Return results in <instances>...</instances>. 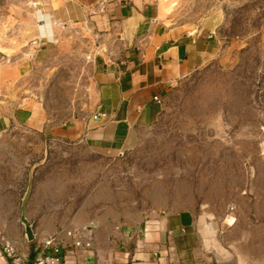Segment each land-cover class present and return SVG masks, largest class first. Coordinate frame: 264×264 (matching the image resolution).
<instances>
[{"label": "rangeland", "instance_id": "obj_1", "mask_svg": "<svg viewBox=\"0 0 264 264\" xmlns=\"http://www.w3.org/2000/svg\"><path fill=\"white\" fill-rule=\"evenodd\" d=\"M156 1L171 25L211 34L212 57L174 85L157 120L122 156L21 128L1 134L0 185L17 178L22 198L37 165L32 189L44 167L62 182L64 206L73 210L101 193L115 201L104 207L165 206L212 225L230 215L234 227L218 242L232 263L241 256L246 264H264V0ZM32 2L0 0V68L7 81L0 101L31 98L47 125H61L93 106L92 65L101 39L86 26L57 27L47 38ZM244 229L248 240L238 242Z\"/></svg>", "mask_w": 264, "mask_h": 264}, {"label": "crops", "instance_id": "obj_2", "mask_svg": "<svg viewBox=\"0 0 264 264\" xmlns=\"http://www.w3.org/2000/svg\"><path fill=\"white\" fill-rule=\"evenodd\" d=\"M32 3L47 38L53 39L57 27L99 31L100 50L92 65L94 102L67 123L47 125L37 101H0V135L21 128L43 133L54 142L82 145L93 153L118 155L132 147L141 129L157 120L174 85L214 53L211 34L171 25L161 16L156 0ZM1 72L0 68V86L7 84ZM95 114L105 116L95 121ZM12 180L0 185V237L12 243L21 259L13 263L0 244V264H32L41 243L50 237L62 243L61 264H233L218 237L231 233L234 217L226 215L212 225L191 211L165 206L104 207L115 201L104 200L101 193L86 197L73 210L64 206L62 182L44 167L36 173L26 207L34 233V240L27 242L19 222L20 180ZM238 240L247 242L246 233ZM239 257L236 264H246Z\"/></svg>", "mask_w": 264, "mask_h": 264}, {"label": "built area", "instance_id": "obj_3", "mask_svg": "<svg viewBox=\"0 0 264 264\" xmlns=\"http://www.w3.org/2000/svg\"><path fill=\"white\" fill-rule=\"evenodd\" d=\"M154 100L160 103L157 97H154ZM104 116V114H95L93 119L96 121ZM122 155L123 153L118 154V156ZM0 244L3 254L7 258L11 259L13 263H18L20 261L21 258L17 255V252L10 241L2 236L0 237ZM75 246H79V243L76 242ZM61 249L62 243L57 237H50L43 240L32 264H61Z\"/></svg>", "mask_w": 264, "mask_h": 264}, {"label": "water", "instance_id": "obj_4", "mask_svg": "<svg viewBox=\"0 0 264 264\" xmlns=\"http://www.w3.org/2000/svg\"><path fill=\"white\" fill-rule=\"evenodd\" d=\"M37 165H34L28 173V181H27V186L26 189L23 193V196L21 198V203H20V217H19V222L23 226L24 229V236L27 242H32L34 240V233L32 231V227L26 217V207L31 195V190H32V179H33V170L36 168Z\"/></svg>", "mask_w": 264, "mask_h": 264}]
</instances>
